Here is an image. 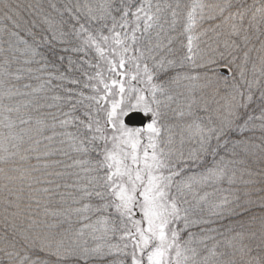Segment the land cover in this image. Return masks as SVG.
Listing matches in <instances>:
<instances>
[{
    "label": "snow or ice",
    "instance_id": "1",
    "mask_svg": "<svg viewBox=\"0 0 264 264\" xmlns=\"http://www.w3.org/2000/svg\"><path fill=\"white\" fill-rule=\"evenodd\" d=\"M0 264H264V0H0Z\"/></svg>",
    "mask_w": 264,
    "mask_h": 264
},
{
    "label": "trees",
    "instance_id": "2",
    "mask_svg": "<svg viewBox=\"0 0 264 264\" xmlns=\"http://www.w3.org/2000/svg\"><path fill=\"white\" fill-rule=\"evenodd\" d=\"M177 46H178V42H177ZM167 122H173V121H171V120H168Z\"/></svg>",
    "mask_w": 264,
    "mask_h": 264
}]
</instances>
